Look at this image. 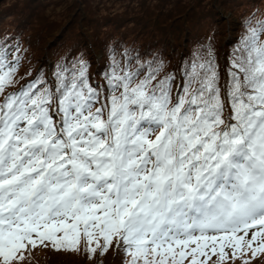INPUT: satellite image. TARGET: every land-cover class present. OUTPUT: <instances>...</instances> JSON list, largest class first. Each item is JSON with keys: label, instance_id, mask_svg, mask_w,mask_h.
I'll list each match as a JSON object with an SVG mask.
<instances>
[{"label": "snow or ice", "instance_id": "snow-or-ice-1", "mask_svg": "<svg viewBox=\"0 0 264 264\" xmlns=\"http://www.w3.org/2000/svg\"><path fill=\"white\" fill-rule=\"evenodd\" d=\"M247 25L226 78L209 48L179 77L128 57L93 86L79 60L9 91L21 57L0 46V264L38 244L126 264L264 252V20Z\"/></svg>", "mask_w": 264, "mask_h": 264}, {"label": "trees", "instance_id": "trees-1", "mask_svg": "<svg viewBox=\"0 0 264 264\" xmlns=\"http://www.w3.org/2000/svg\"><path fill=\"white\" fill-rule=\"evenodd\" d=\"M74 4H76V10L78 12H82L81 18H83L85 16V12H84V9L82 10V5H79V9H78L77 0L74 2ZM41 6H42V9L43 8L45 9L44 5H41ZM178 7H174L170 9L169 11H167L166 16H170L172 14L171 16L172 18H177L183 14V20L179 23V25L172 24L171 26V23L167 21L168 18L166 16H165L166 18H158V17L152 18L151 15H148L149 16L148 22L149 23L152 22L151 28L153 27L156 30H159L160 33H162L163 40L160 39V42L162 41L163 43H160L159 41H158V44H156L155 42H151L149 44H145L143 47L140 46L141 44H138L136 46V49L120 51L118 52L119 54L115 53L118 43L119 45L122 43H126V44L129 43V45H131L133 41L137 40V38H132L130 40L128 39V41L123 40V39L121 40L117 39V43H113L112 46H109L106 44V42L105 43L98 42L95 36L99 34V31L95 30L94 26L89 27L88 25L86 32L89 35L90 41L86 39L87 41L83 42L79 38L81 37L80 34H76V33H73L72 31H69L72 29L71 26L74 23H76L75 22L76 18L73 20H70L62 29H61V25L54 26V29L51 30L52 34L45 36V37L42 35V30H38L39 28L38 26L33 27V29H28V33H27L28 38H27L26 35H23L24 32H26L24 30L26 25L24 27L22 25L25 22H27L28 18L32 16V13L30 12V10L26 16L20 15L19 13L15 14V17H13L14 14L12 15L13 19L11 20V22H16L12 30L17 25L16 28L14 29L15 32L7 31L6 29L9 28V26L1 27L0 46H5V45L8 46L9 52H10V55L8 56L9 61H12L13 54H18L20 57H23L25 55L24 46H26V49H28V51L30 52L29 60H26L25 65H23L21 63L22 61L20 60L21 62L16 72V75L22 74L21 70L26 68L29 62L32 61V64L39 62L37 64V67L38 66L39 67L35 68L36 72L33 76V79L31 80H34L38 75L43 74L45 80L49 82H54L55 78L53 74L57 69V65L67 64L71 66L74 62H77L78 59L82 58L84 59V61L87 62L89 66L88 68L89 78L93 86H104L106 84L104 74L105 72L110 70V66L113 62L111 58L115 59V61H118L120 62L121 65H123L126 62V59L128 57L131 58V64H132L133 69L137 67L138 63H146L148 61L162 62L164 65V69H166V71L170 70L169 72H175L177 76L179 77L180 69L184 66L185 63H189L194 59V53L206 55L209 48L212 49L216 57V62L220 65L221 72L223 76L226 78V69H227L228 62H229V56L233 53L234 49H236L237 46L240 44V42H237V44H234L233 41L235 40L236 37L238 38L240 36V38H242L245 36V34L247 33V27H248L247 25L245 26L246 23L241 22L240 19L236 17V14L235 16L230 17L232 21L230 23V27H227L226 29L229 35L228 39L226 40L227 43L224 44L222 47H219L221 46L219 45L217 48H215L214 45H209L206 42L207 40L206 37L204 36L197 37V33H198L197 31H195L192 34L190 33V27L193 24L197 23L198 25L202 26L203 25V24L201 25L202 21L206 19L207 16L214 14V11L211 9L207 10V9L199 8L198 6L192 9H191V6H189L187 11H183L182 6L180 7V10L177 9ZM243 11L246 15H251L252 6H251L250 13L246 12L247 11L246 9H243ZM138 15L139 17L136 18L135 20L137 22H140L141 26L136 25V29L134 30L137 31V35L139 37V35H142V34H146V33L149 34V29H147L146 25H143L144 23L141 22L142 14L139 13ZM6 16H11V15H9V13L7 12L4 14L3 17H6ZM233 20H236V22ZM188 21L191 22L190 23L191 26L186 28L185 24ZM97 24H99V22H97ZM22 29L24 31H22ZM96 29H99L97 25H96ZM120 29L124 30L123 32L119 31V34L124 36L123 38H126L127 36L126 34L131 33L129 28L127 29L124 27H120ZM181 29H185L184 31H182L183 37H182L181 42L183 41V43L180 45V50L178 52L177 51L174 52L175 47H177V45L180 44V41L176 40L178 41L177 43L171 42L169 38L167 37V34L169 32L171 34L170 39H172V36L173 35L177 36L178 35L177 32L180 31ZM107 32L108 31H106V33ZM219 32H221L219 31V28L215 27L214 33H212V35L208 39H212V38H214L215 40H217V38L219 39V36H220V34H218ZM52 36L54 37L49 42ZM261 39L264 40V36H262ZM195 40L196 42L193 43ZM149 41L150 39L148 40V42ZM61 43H64L67 45L66 53L68 54L64 56V59L62 58L63 56L58 55L59 51L56 50L58 44H61ZM197 44H200L201 50L194 49V46ZM169 45H171L170 47L171 54L167 53L169 51L168 49ZM17 46L19 47L18 53H16ZM44 47H45L47 56L46 58L42 56V59L39 60L38 58H36L35 52H37L40 49H43ZM150 52H153V53H151L150 55ZM126 54H127V57H126ZM148 56L150 57L147 58ZM165 59L166 61L171 62L169 67H165V63H164ZM45 63H48L47 67H45ZM27 76L28 75H22L21 81L24 82ZM29 81H26L22 85H20L21 82L19 84L16 83L14 87L8 90L16 91L21 86L28 83ZM104 92L106 95L107 94L106 88H104ZM82 244H83V238H82ZM41 247L43 248L44 246L38 244L36 248H41ZM44 250L47 251V254H46L47 256L45 257L46 262H49L50 260H52L54 256H58V255L69 256V254L77 255V256H74L76 260H78L77 262L80 261L82 263L85 262L87 264H111L113 263V260H115L114 257H117L116 259L117 264H126V262L130 260V257L126 256L123 250L117 249L114 246L110 247L109 250L103 255L100 254V251L98 249L97 253L93 255L91 258H89V255L83 250H81L80 252H69V251H64V250L56 251V250H53L50 245L48 247H45ZM225 252L227 253V259L223 262V264H244L245 261H248L249 264H251L252 262L259 261L261 258L264 257V252L258 253L255 257H253L250 249L246 250V252H244L243 254L238 253L235 257L233 256V249L226 248ZM110 256H112L113 258L106 259ZM190 259L191 257H188L184 261V264H189ZM200 259L204 260L205 258L201 257ZM46 262L42 264H45ZM72 262H75V260H72ZM207 264H220L219 254H217L214 257H211V259H208Z\"/></svg>", "mask_w": 264, "mask_h": 264}, {"label": "rangeland", "instance_id": "rangeland-1", "mask_svg": "<svg viewBox=\"0 0 264 264\" xmlns=\"http://www.w3.org/2000/svg\"><path fill=\"white\" fill-rule=\"evenodd\" d=\"M75 1L76 0H0V22L2 21L0 23V29L2 26H9V28H7L6 30L15 32L14 29L17 25L12 30L16 22H11V20L13 19V17H15V14L18 13L20 15L26 16L29 13V10L32 13V16L28 18L27 22L22 25L23 27L26 25L24 28L26 32H24V34L22 32V34L26 35L27 38L28 29H33V27L38 26V30H42V35L45 37L52 34L51 30L54 29V26L61 25L62 29L70 20L76 18V23L71 26L72 29L69 31L80 34L81 37L79 38L83 42H86L87 40L90 41L89 35L86 32L88 25L89 27L94 26L95 30L99 31V34L95 36L96 40L98 42H106V44L109 46H112L113 43H117V39L128 41V39L130 40L132 38H137V40L133 41L131 45H129V43H122L119 45L118 43L115 53L119 54L118 52L120 51L136 49V46L138 44H141L140 46L143 47L145 44H149L151 42H155L156 44H158V41L160 42V39L163 40L162 33H160L159 30H156L153 27L151 28L152 22H148V15H151L152 18L167 17L170 20L169 21L167 19V21L171 23V26L172 24L179 25V23L183 20V14L177 18H172V14L170 16H166L167 11L178 6L179 7L177 9L180 10V7L182 6L183 11H187L189 6H191V9L198 6L199 8L207 10L211 9L214 11V14L207 16V18L202 21V26L198 25L197 23L191 26V22L189 21L185 24V26L186 28L191 26V34L197 31V37H206V42L209 45H214L215 48H217L219 45H221L219 47H222L227 43L226 40L228 39L229 35L226 29L227 27H230V23L232 21L230 17L235 16V14L241 22L246 23L245 26L250 20L252 21V23H255L257 20H264V0H77L78 9L79 5H82V10L84 9L85 16L83 18H81L82 12H78L76 10V4H74ZM255 2H257L258 4ZM41 5H44L45 9H42ZM251 6L252 14L246 15L243 9H246V12L250 13ZM7 12L11 16L3 17ZM139 13L142 14L141 22H143V25H146V28L149 29V34H142L138 37L137 31H135L134 29H136V25L141 26V23L135 20L139 17ZM233 21L236 22V20ZM97 22H99V24H97ZM96 25L99 27V29H96ZM120 27H124L127 29L129 28L131 33L126 34V38H123L124 36L119 34V31L123 32L124 30H121ZM215 27H218L219 31H221L218 33L220 34L219 39L217 37V40H215L214 38L208 39L212 35V33H214ZM24 30L22 29V31ZM184 30L185 29H181L180 31H178V35H173L172 39H170L171 34L169 32L167 34V37L171 42L177 43L178 41L176 40L180 41V44L175 47L174 52H178L180 50V45L183 43V41L181 42L183 37L182 31ZM106 31L108 32L106 33ZM53 37L54 36L50 38L49 42L53 39ZM149 39L150 41L148 42ZM241 39L242 38H240V36L238 38L236 37L233 43L237 44V42H240ZM195 42L196 40L193 43ZM160 43L163 42L161 41ZM45 47L35 52V56L39 60L42 59V56H44V58H46L47 56ZM66 47V44L61 43L58 44L56 48V50L59 51L58 55L63 56V59L64 56L68 54L66 53ZM170 47L171 45L168 46V54H171ZM24 49L25 55L21 57L22 62L20 61L23 65L26 64V60H29L30 53L28 49H26V46H24ZM194 49L201 50L200 44L195 45ZM151 53L153 52H150V55ZM196 55L197 53H194V57ZM149 57L150 56H148L147 58ZM111 59L115 60L113 58ZM79 60L84 59L81 58L77 61ZM38 63L39 62L32 64V61L29 62L28 66L21 70L22 74L15 75V80L18 81V84L21 82L20 85H22L26 81L33 79V76L36 72L35 68L37 67ZM164 63L165 67H169L171 64V62L166 61V59L164 60ZM47 65L48 63H45V67H47ZM164 71H166V69H164ZM22 75H28L25 78L24 82L21 81ZM29 248L31 249V247ZM44 249L45 247H41L32 249L30 252L25 251V259L23 261H20L19 264H42L46 262L45 257L47 256V251ZM74 256L77 255L69 254V256H54L52 260L46 262L45 264H87L85 262H77L78 260H76ZM112 258L113 257L110 256L106 259ZM114 259L115 260H113V263L111 264H117V257H114ZM72 260H75V262H72ZM14 264H16V262H14ZM251 264H264V257L259 261L252 262Z\"/></svg>", "mask_w": 264, "mask_h": 264}]
</instances>
